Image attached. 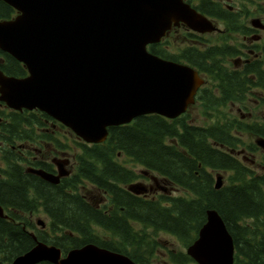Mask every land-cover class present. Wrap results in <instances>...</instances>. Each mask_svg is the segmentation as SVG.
I'll use <instances>...</instances> for the list:
<instances>
[{
  "label": "trees",
  "instance_id": "16d2710c",
  "mask_svg": "<svg viewBox=\"0 0 264 264\" xmlns=\"http://www.w3.org/2000/svg\"><path fill=\"white\" fill-rule=\"evenodd\" d=\"M196 8L224 19L228 31H238L243 25L212 0H198ZM14 14V9L0 0V19ZM179 34L182 39L173 49H169L173 45L167 38L149 49L163 58L190 64L213 83V88H201L198 99L202 112L212 109L209 114L215 120L199 125L190 122L186 113L175 119L148 114L129 124L110 127L103 143L78 141L77 175L63 178L56 185L28 172L22 165L24 151L20 149L25 144L38 148L44 140L64 149V143L44 132L45 121L52 118L39 110H11L0 102V207L4 211L0 217V264H9L37 240L55 245L64 253L94 243L124 253L138 264H152L150 258L158 243L144 230H137L134 222L155 233L171 234L187 247L210 208L218 212L232 236L234 264H264V162L257 172L248 157L242 160L229 152L241 148L257 151L254 143L245 144L239 131L264 137V125L223 112L232 103L247 110L249 103L245 102L253 90L264 91V55L241 67L227 66L225 59L238 53L228 44L210 42L190 30ZM0 70L14 76L26 74L20 62L1 50ZM258 104L264 105V97ZM18 142L20 147L15 149L13 145ZM118 154L158 174L184 194L144 200L130 193L124 185L136 174L119 163ZM30 164L47 170L37 161ZM217 172H226V176L216 189ZM92 184L107 192V213L82 196V190ZM39 207L50 218L49 232L29 219ZM95 227L117 238V245L100 238ZM167 253L174 264H196L182 251Z\"/></svg>",
  "mask_w": 264,
  "mask_h": 264
},
{
  "label": "water",
  "instance_id": "95a60500",
  "mask_svg": "<svg viewBox=\"0 0 264 264\" xmlns=\"http://www.w3.org/2000/svg\"><path fill=\"white\" fill-rule=\"evenodd\" d=\"M2 1L17 14L0 19V50L21 62L28 75L16 77L0 70V101L16 110L39 109L85 142H103L108 127L141 115L177 117L194 102L204 82L188 64L160 58L146 49L179 22L199 33L217 29L183 0ZM252 24L261 27L258 19ZM256 143L264 148V138ZM29 171L53 184L66 173ZM221 184L217 175L215 188ZM128 188L145 191L137 184ZM186 253L197 264H234L233 239L215 209L206 211V221ZM42 261L135 264L124 254L94 244L72 248L61 257L60 248L39 241L9 264Z\"/></svg>",
  "mask_w": 264,
  "mask_h": 264
},
{
  "label": "flooded vegetation",
  "instance_id": "af4514ba",
  "mask_svg": "<svg viewBox=\"0 0 264 264\" xmlns=\"http://www.w3.org/2000/svg\"><path fill=\"white\" fill-rule=\"evenodd\" d=\"M188 4H190L192 7L196 8V5L198 3V0H184ZM216 2L220 9H222L226 14L235 15L243 21L242 19L249 15L248 12H244L241 9H239L237 2H255L256 0H212ZM264 1V0H263ZM198 10V9H197ZM199 11V10H198ZM261 14L264 15V9L261 10ZM208 18H210L213 23L217 26V29L214 31H211V33L215 34L217 39L213 41V43L218 44H228L231 48L236 50L238 53L232 57H228L226 59H231L233 57H236L232 59V61H229V66L232 64L233 67H241L243 64L248 63L249 61L253 59H260L261 56L264 55V43L259 44V41L262 39L260 34H256L254 32H258L259 30H264V23L261 22L260 28H255L252 24L245 25L243 24L242 27L238 31H228L227 24L224 19L218 18L217 16H209L205 14ZM252 21V20H251ZM250 21V23H251ZM261 21V20H260ZM218 25H221L223 28H219ZM181 30H189L185 24L180 23L178 26H174L171 28V30L168 32V43H170L171 39H175L178 36L179 41L174 40L175 43H171L173 47H175L182 39L181 35L179 34V31ZM244 30V32H241ZM230 32H235V35L241 36V41L234 42L233 44L229 43L230 40ZM207 34H203L205 38H207ZM258 41V42H257ZM207 44V43H205ZM182 44L181 46H183ZM225 59V61H226ZM182 62V61H179ZM186 63V62H182ZM188 64V63H187ZM208 83H206L204 86L200 87L199 90L196 93V102L198 94L201 93V88H207ZM210 88V87H208ZM254 90H258L264 93L260 88H256ZM258 103V101L256 102ZM235 103H232V107L236 108V111L239 112V117L241 119H250L252 115L250 113L244 114L245 109H243L241 106L237 105ZM248 110V107H247ZM191 121V120H190ZM46 126L44 128V132L46 134H51V136L54 139H58L60 142L64 143L65 148H59L56 146L55 142L53 141H47L44 140L40 143V148L31 147L29 144L23 145L24 147H21L24 151V160L22 161V165L28 164V166H31L30 161H37L44 165L47 170V172H50L52 174L58 173V168L61 167L62 169L67 171V174L65 176L60 177V181L63 178L72 176L76 177L78 172V137L71 132L68 128L60 124L59 122L55 120H48L45 121ZM175 143V140L172 141ZM13 147L18 148L20 147V143L18 142L16 145H13ZM27 150V151H26ZM233 155L239 156L242 160H247L246 151L244 148H241L239 150H233ZM116 158H125L123 156L117 155ZM28 160V161H27ZM30 160V161H29ZM126 161L121 162L125 166ZM251 163H254L253 159H250ZM120 163V162H119ZM134 166H138L136 163H132ZM27 166V167H28ZM26 167V166H25ZM128 167V166H127ZM41 168V167H38ZM131 168V167H129ZM43 169V168H41ZM136 173V180L137 182L143 183L146 187V192L136 195L141 199L146 200H157L162 195H167L173 191L177 190L178 188L174 186L173 184L167 182L162 177H160L158 174L150 171H145L141 166L139 167L138 171H135L133 168H131ZM48 182V181H46ZM49 183V182H48ZM91 187L93 190L85 191L84 196L90 201L92 205H94L95 208L100 209L103 213L108 212L107 207V201H108V194L106 191H104L103 188L92 184ZM46 216H48L46 214ZM140 224V223H139ZM141 225V224H140Z\"/></svg>",
  "mask_w": 264,
  "mask_h": 264
},
{
  "label": "rangeland",
  "instance_id": "374dc122",
  "mask_svg": "<svg viewBox=\"0 0 264 264\" xmlns=\"http://www.w3.org/2000/svg\"><path fill=\"white\" fill-rule=\"evenodd\" d=\"M238 4V8L241 9L244 12H248L249 15L244 17L240 22L245 24V25H250V21L253 18H258L259 20H261L262 23H264V15L261 14V10L264 9V1L263 0H256L255 2L251 3V2H237ZM244 9V10H243ZM219 28H223L221 25H218ZM256 34H260L261 36V40L259 41V44H263L264 43V30H259L258 32H254ZM177 38L175 39H171L170 43H175L174 40L179 41V37L175 36ZM207 39L210 40V42H213L217 39L216 35L213 33H209L207 34ZM237 41H241V36L239 35H235V32H230V40L229 43L233 44L234 42ZM258 42V41H257ZM236 57H233L231 59H226L225 64L227 66H229V61H232V59H234ZM207 85L208 87L213 88V83L207 79ZM254 94L250 96L249 100H246L245 103H249L248 104V110L244 111V114L246 113H250L252 115V117L250 119H243L244 121L247 122H251V121H256L258 123H262L264 125V105H260L258 103H256L257 101H259L260 97H264V93L258 90H253ZM202 105H200L198 102L196 104H194L192 107L189 108L188 111V116L187 119L191 120L193 123L195 124H209L211 122H213L215 120L214 117H210L213 112L212 109H209V112H201V109H203V107H201ZM237 106V105H235ZM227 111L231 117H235L238 118L239 117V112L236 111V108L230 106V107H226L223 108V112ZM241 137L243 138L245 144H251V143H255V139L257 138L256 136H251L248 133H245L244 131H239ZM37 146V145H36ZM42 147V146H41ZM41 147H38L41 149ZM246 151V156L249 158H252L254 160V163H251V167L253 170L259 172L261 171V165H263L264 162V150L258 148L257 151L255 152H251L248 149L245 150ZM239 158H241L239 156ZM120 162H125V164H127L128 167L133 168L135 171H138L139 169V165L138 166H134L128 159L126 158H120L119 159ZM3 165V161L0 158V166ZM24 166H28V164H24ZM223 175V180L225 179L226 176V172H221ZM88 190H93L92 187L88 186ZM84 192V189L82 190ZM81 192V191H80ZM81 192V193H83ZM183 195L184 191L182 190H176V191H172L170 193V195ZM29 219L36 224V226L38 228H42V226L40 224H37V219H41L42 221H44L46 223L45 226V230L49 229L48 224V217L46 216V214L41 211L38 210L37 212H34L33 214H31L29 216ZM137 230H144L147 234H149L150 236H152L155 241L158 243V245L154 248V254L151 256L150 260L151 262H153L152 264H173L169 261V259L166 256V251L169 248H172L174 250L178 251H183V245L172 235L168 234V233H164V232H153L152 229L150 228H144L143 226H135ZM96 233L99 235V237L109 239V235L105 232H103L100 228H95Z\"/></svg>",
  "mask_w": 264,
  "mask_h": 264
},
{
  "label": "bare ground",
  "instance_id": "6f19581e",
  "mask_svg": "<svg viewBox=\"0 0 264 264\" xmlns=\"http://www.w3.org/2000/svg\"><path fill=\"white\" fill-rule=\"evenodd\" d=\"M14 162V161H13Z\"/></svg>",
  "mask_w": 264,
  "mask_h": 264
}]
</instances>
